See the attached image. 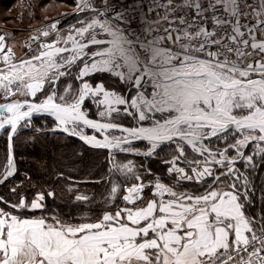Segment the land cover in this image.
Returning <instances> with one entry per match:
<instances>
[{
    "label": "snow or ice",
    "instance_id": "snow-or-ice-1",
    "mask_svg": "<svg viewBox=\"0 0 264 264\" xmlns=\"http://www.w3.org/2000/svg\"><path fill=\"white\" fill-rule=\"evenodd\" d=\"M71 15L0 33V264H264V0H75ZM50 137L106 153L99 180L56 172L74 212L16 181L17 151Z\"/></svg>",
    "mask_w": 264,
    "mask_h": 264
},
{
    "label": "trees",
    "instance_id": "trees-1",
    "mask_svg": "<svg viewBox=\"0 0 264 264\" xmlns=\"http://www.w3.org/2000/svg\"><path fill=\"white\" fill-rule=\"evenodd\" d=\"M17 1L19 0H0V6L4 11L12 12L14 15L15 9L13 11L11 8ZM78 145L79 142L75 141V138L69 141H59L50 137L46 143H39L35 146L29 145L24 149H19L17 151V159L20 161L18 165L20 172L16 177V181L24 179V173L27 172L32 177L33 183L41 184L46 188H55L58 198L55 203L49 198L48 204L50 208H56L63 213H68L70 209L74 212L75 209L69 203L74 193L69 194L65 190L64 181L56 180V172L65 171L66 174H70L75 179L87 177L92 180H99L101 177H105L107 172L103 152L90 151L81 158L75 155V149ZM4 155V144L0 141V162L3 161ZM21 156L25 158L21 159ZM151 166L154 170L161 167L158 162H153ZM69 170L72 171L69 172ZM104 185V183H88L80 184L79 188L83 187L81 190L86 191L89 195L94 193L96 199H99ZM7 192L8 186L0 185V195H6Z\"/></svg>",
    "mask_w": 264,
    "mask_h": 264
},
{
    "label": "rangeland",
    "instance_id": "rangeland-1",
    "mask_svg": "<svg viewBox=\"0 0 264 264\" xmlns=\"http://www.w3.org/2000/svg\"><path fill=\"white\" fill-rule=\"evenodd\" d=\"M74 6L75 0H19L11 8L13 11L15 9V16L12 12L4 11L0 6V33H10L17 41H21L31 29L48 23L51 19H60L59 26L66 28L68 24L75 23V17L71 15ZM30 13L34 15H30ZM62 13L70 15L61 16ZM45 17H48L49 21H46ZM39 122L37 121V123ZM107 167L106 163V169ZM105 187L106 185L102 192ZM82 188L80 187V189Z\"/></svg>",
    "mask_w": 264,
    "mask_h": 264
},
{
    "label": "built area",
    "instance_id": "built-area-1",
    "mask_svg": "<svg viewBox=\"0 0 264 264\" xmlns=\"http://www.w3.org/2000/svg\"><path fill=\"white\" fill-rule=\"evenodd\" d=\"M126 2H130V0H126ZM137 23H138V20H137ZM134 26H135V25H134ZM28 35H29V34H28ZM28 35H27V36H28ZM27 36H26V37H27ZM26 37H25V38H26ZM25 38H24V39H25ZM24 39H22V40H24ZM22 40H21V41H22Z\"/></svg>",
    "mask_w": 264,
    "mask_h": 264
}]
</instances>
